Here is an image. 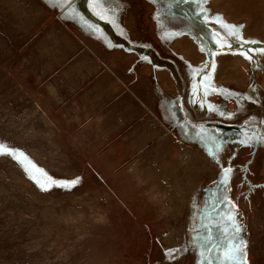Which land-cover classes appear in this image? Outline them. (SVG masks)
Masks as SVG:
<instances>
[{
	"label": "rangeland",
	"instance_id": "rangeland-1",
	"mask_svg": "<svg viewBox=\"0 0 264 264\" xmlns=\"http://www.w3.org/2000/svg\"><path fill=\"white\" fill-rule=\"evenodd\" d=\"M87 1L0 0V144L12 149L0 154V264H188L195 187L209 167L161 119L147 56L177 62L182 77L187 69L161 47L157 31L181 29V14L201 20L192 24L196 35L223 34L217 18L243 25L244 39L257 43L240 49L242 41L228 38L232 49L221 52L253 59L227 57L234 70L218 74L235 77L231 93L245 101L215 87L225 109L202 124L226 134L225 142L240 131L241 139L264 137V53L249 51L264 47V0H207V23L194 0H94L104 11H123L115 30L112 13L95 16ZM122 35L148 44L150 54L120 49ZM174 80L167 74L164 88L174 89ZM189 111L192 121L202 116ZM173 114L177 126L182 118ZM256 144L248 178L264 183V140ZM76 177L70 186L54 183ZM242 183L239 204L253 222L249 262L264 264V188L247 199Z\"/></svg>",
	"mask_w": 264,
	"mask_h": 264
},
{
	"label": "crops",
	"instance_id": "crops-1",
	"mask_svg": "<svg viewBox=\"0 0 264 264\" xmlns=\"http://www.w3.org/2000/svg\"><path fill=\"white\" fill-rule=\"evenodd\" d=\"M95 3L96 1L94 0L87 1L88 6L98 8L95 10V16H99L102 13L106 16V13H112L110 19L112 24L110 23L109 29L115 30L116 26L122 27L125 16L122 10L109 12L105 9L104 11L102 8L103 4ZM181 16L185 19L181 20V24L179 25L181 29L157 31L156 38L160 41L161 47L166 50L169 49L171 50V54L177 55L175 58H179L181 64H184L187 69L186 73L181 77L177 73V62L172 61L173 64L171 65L167 63V60L159 57L156 58V56L153 59H149L147 56V62L149 63L146 64L149 69L147 72H152L151 77H149V80L152 79V81H149V85L151 86L154 103L156 100L160 103L158 112L161 119L165 121L168 128L173 130L174 133L171 135L175 137L177 143L190 146L198 153L205 154L206 166L209 167L207 171L201 172L199 181L195 187L198 192L192 221L194 255L189 257V263L250 264L249 242L253 222L249 219V213L240 207L239 196L243 187L242 179L245 171L251 172L256 158L259 157L256 154L259 148L258 144L251 145L250 143L242 145L240 143L241 131L232 134L230 142H225L226 138L224 136L226 134L209 132L206 124H202L203 120L211 117L212 114L210 112L218 113V111L223 112L225 109L222 103L224 100L218 98V95H220L218 93L214 96L212 94L213 89L216 90L217 87L222 86L231 88L232 90L228 89L227 97L235 99L236 102L245 101L244 97L241 96L242 93L240 95L231 93V91H234L233 88L236 84L234 82L235 77L226 76L225 81L220 80V74H218L219 71L229 70L227 65L228 59L233 56H240L241 54L221 52V48L212 39L213 30L210 29L211 31L209 32L204 31L203 35H196L192 31V24L199 26L201 20L191 17L187 18L184 14H181ZM186 18L189 21L188 27ZM100 31L98 30L97 37L94 38H101ZM134 33L138 32L134 31ZM117 39L120 42L118 44L121 47L120 49L124 48L130 55H137L140 52H145L148 55L151 52L148 44L138 43L131 36L122 35L121 37H117ZM172 39L176 40L171 44L170 41ZM92 40L97 41V39ZM139 44L141 50H139ZM185 44H187L188 50L192 47L191 54L187 52L186 48L181 47L182 45L186 47ZM209 51L215 52L216 55L214 57L210 56ZM227 57L230 58L227 59ZM85 59L94 60L89 54L85 55ZM213 59L215 60L216 67L214 70L211 68L206 70L205 75L207 78L204 80V85H201V77L195 73L203 69L204 64L210 63ZM230 70L234 69L231 68ZM167 74H170L175 79L174 89L164 88ZM179 78L182 80H179ZM174 104L177 105V110L172 108ZM189 110L198 111L202 116L194 118L195 121H192L187 116L190 112ZM175 112H177L179 118H182L177 126L172 122L173 116L176 115L173 114ZM193 122L200 124L195 125ZM213 138H215V143H213ZM170 139L172 140L173 137L171 136ZM215 145H219V147ZM223 168L228 169L227 175L222 170ZM206 176H212L213 178L208 182L206 181ZM262 191L264 193V190ZM223 225H226V227L222 228L221 226ZM209 226H214L216 230L208 232ZM237 227L239 228L238 232L236 231ZM203 234H205V238H203ZM213 240L219 242L218 247H211ZM241 244L243 246L240 254L235 258H229L227 255L229 249ZM185 259L183 257V262H186Z\"/></svg>",
	"mask_w": 264,
	"mask_h": 264
},
{
	"label": "snow or ice",
	"instance_id": "snow-or-ice-1",
	"mask_svg": "<svg viewBox=\"0 0 264 264\" xmlns=\"http://www.w3.org/2000/svg\"><path fill=\"white\" fill-rule=\"evenodd\" d=\"M184 2L187 3L188 0H184ZM194 2L196 6L195 15L201 17L207 23L209 19L211 18L208 16V10L202 6V4L207 3V0H194ZM215 23L219 24L221 28L224 29L223 34L221 32L213 30V35H212V39L214 43L221 49H224V48H227L229 50L232 49V45L228 42V38H235L238 41H242V43H240L239 45L240 49H243L244 44L257 43L256 41H249V40L244 39L242 32H241L243 25L229 24L228 22L222 21V19H219V18L215 19ZM249 51H259L261 53H264V47L259 48V49H250ZM240 54L244 55L249 60L253 59V57L249 55V52L247 51H241ZM209 55L214 57L216 53L209 51ZM215 67H216L215 60L213 59L210 63H205L203 69L195 73L197 76L201 77L200 79L201 85H204V80L207 78L205 75L206 70H208L209 68L214 70ZM247 99H252V97L249 96L247 97ZM221 115H224V113H221ZM260 140H264V137L256 136L255 133H253L252 136L245 135V137L240 140V143L242 145H247L253 142H258ZM213 143H215V138H213ZM215 146L219 147V145H215ZM11 152H12V149L10 148L6 149L4 148L2 144H0V154L11 153ZM222 170L227 175L228 169L223 168ZM33 179H35V177H33ZM78 182H79V177H76L73 180H67V181H54V183H58L60 184V186H70ZM47 186L51 187L52 185L48 184ZM236 231L237 232L239 231L238 227L236 228ZM242 246L243 245L241 244V245L230 248L229 252L227 253L228 257L229 258L237 257L240 254ZM172 258L175 259V255H173Z\"/></svg>",
	"mask_w": 264,
	"mask_h": 264
},
{
	"label": "flooded vegetation",
	"instance_id": "flooded-vegetation-1",
	"mask_svg": "<svg viewBox=\"0 0 264 264\" xmlns=\"http://www.w3.org/2000/svg\"><path fill=\"white\" fill-rule=\"evenodd\" d=\"M248 173H249V171H245V173H244V176H243V181L244 182H246L247 184H248V191H247V193H246V197H247V199L249 198V194L251 193V191L253 190V189H256V188H260V187H262V188H264V183H253L249 178H248ZM242 206L244 207V205H243V203H242ZM241 207V206H240ZM222 228H225L226 227V225H223V226H221ZM220 228V227H219ZM216 230V228L214 227V226H209L208 227V232H214ZM238 235V234H237ZM203 238H205V234H203ZM219 246V242L218 241H215V240H213V242H212V248H215V247H218Z\"/></svg>",
	"mask_w": 264,
	"mask_h": 264
}]
</instances>
